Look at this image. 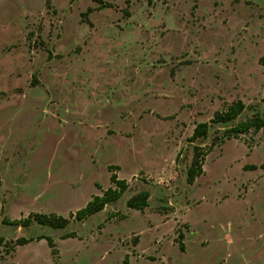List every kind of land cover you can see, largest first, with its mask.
Listing matches in <instances>:
<instances>
[{
    "label": "rangeland",
    "instance_id": "obj_1",
    "mask_svg": "<svg viewBox=\"0 0 264 264\" xmlns=\"http://www.w3.org/2000/svg\"><path fill=\"white\" fill-rule=\"evenodd\" d=\"M263 56L264 0H0V264H264V131L224 135L264 115ZM118 172L129 190L83 223H3L69 218Z\"/></svg>",
    "mask_w": 264,
    "mask_h": 264
},
{
    "label": "trees",
    "instance_id": "obj_2",
    "mask_svg": "<svg viewBox=\"0 0 264 264\" xmlns=\"http://www.w3.org/2000/svg\"><path fill=\"white\" fill-rule=\"evenodd\" d=\"M259 64L264 67V56L260 58ZM262 103L264 104V98L262 99ZM246 108V104L241 100L232 102L231 104L226 106L224 111L217 112L210 123H198L193 130V134L189 137V141L195 142L200 139L207 138L211 128V124H229L236 120L246 110ZM262 131H264V115L258 113L246 121L239 122L236 125L229 127L227 130H225L224 135L227 139H240V137L249 133H254L257 135ZM216 145L217 142H214L206 153H203L201 148H195L192 164L187 170V183L189 185H194L197 179L204 174V164L206 156L215 148ZM247 167L253 170L258 168L257 166ZM262 167L264 168V165H262ZM110 180L113 186L103 191L101 195L93 196V198L87 203L84 208L78 210L76 213L70 214L69 218L58 216L56 214L46 215L39 213H30L24 220L9 221L8 219L4 218L3 223L13 226L16 225L21 228H27L33 224H39L42 226L51 227L53 229L67 228V226L71 222V219L73 218H75V220H77L78 222L83 223L90 217L104 211L107 206L118 202L129 190V184L127 183V181L118 179V176L116 174L112 173ZM150 198V192L142 191L130 197L126 205L129 209L144 211L149 206ZM112 217L113 214L109 216V218ZM74 237H76L74 233H70L65 236V238ZM179 238L183 239V234H180ZM37 239L43 240L45 239V237H38ZM32 240L33 239H27L24 237L18 238L10 247V252L14 251L20 246L29 244L30 242H32ZM46 240L52 248V253L56 255L57 249L55 247L54 240L51 237H47ZM3 243L4 238L0 237V247H2ZM184 248L185 246L182 244L181 249L183 251L185 250Z\"/></svg>",
    "mask_w": 264,
    "mask_h": 264
},
{
    "label": "crops",
    "instance_id": "obj_3",
    "mask_svg": "<svg viewBox=\"0 0 264 264\" xmlns=\"http://www.w3.org/2000/svg\"><path fill=\"white\" fill-rule=\"evenodd\" d=\"M204 173H205V171H204ZM117 176H118V179H120V180H125V179H123L121 176H120V173L118 172V174H116ZM203 175H205V174H203ZM202 175V176H203ZM129 180L130 179H127V180H125V181H127V183L129 182ZM129 184V183H128ZM108 188H110V185L107 187V188H103V191H105V190H107ZM94 196H96V195H94ZM92 198H93V196H92ZM91 198V199H92ZM90 199V200H91ZM148 208H149V206L143 211L144 213H147V211H148ZM108 206L105 208V210L104 211H102V212H107L108 211ZM130 210H134V209H130ZM186 213H187V210H186ZM149 215H151V217H156V215H154V213L153 214H149ZM186 216V214L184 215V217ZM161 217V216H160ZM189 221V220H188ZM162 223V222H161ZM167 223V222H166ZM166 223H164V224H166ZM190 223H192V222H190ZM163 224V225H164ZM191 225V224H190ZM138 245V244H137ZM21 247V246H20Z\"/></svg>",
    "mask_w": 264,
    "mask_h": 264
},
{
    "label": "flooded vegetation",
    "instance_id": "obj_4",
    "mask_svg": "<svg viewBox=\"0 0 264 264\" xmlns=\"http://www.w3.org/2000/svg\"><path fill=\"white\" fill-rule=\"evenodd\" d=\"M32 226V225H31ZM19 228H21V227H19Z\"/></svg>",
    "mask_w": 264,
    "mask_h": 264
}]
</instances>
